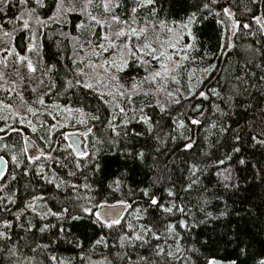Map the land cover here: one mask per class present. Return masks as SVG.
Masks as SVG:
<instances>
[{
    "label": "trees",
    "instance_id": "obj_1",
    "mask_svg": "<svg viewBox=\"0 0 264 264\" xmlns=\"http://www.w3.org/2000/svg\"><path fill=\"white\" fill-rule=\"evenodd\" d=\"M71 3L74 10L53 20L48 19L55 10L53 0H45L31 16L26 9L36 7L34 3L0 4V102L11 105L13 112L10 123L0 119V155L9 160L0 182V232L7 236L0 238V264H207L210 258L257 264L264 258V145L252 137L264 139V0H119L113 14L122 20L135 16L136 27L165 21L181 28L184 51L175 57L180 61L178 83L169 80L166 91L157 93L156 85L144 82L132 92V82L146 75L138 63L119 73L125 96L118 102L101 87L115 69L89 67L90 62L98 65L93 46L81 45L84 0ZM140 3L144 6L137 7ZM193 13L195 20L182 28ZM256 16L262 17L261 24ZM234 21H240L238 29ZM107 31L97 25L93 33ZM97 42L92 34V45ZM184 55L188 58L182 59ZM28 60L35 72L28 70ZM155 67L159 65L153 62L149 71ZM84 83L93 88L85 89ZM164 92H173L180 103H172ZM29 106L34 113L27 111ZM58 106L72 109L77 125H53L52 110ZM141 108L151 118V131L140 119ZM93 115L99 119H91ZM193 118L200 123L192 124ZM69 128L84 134L86 155L72 147L65 132ZM27 138L42 150L39 159H29ZM187 143L193 146L186 149ZM141 151L142 158L137 155ZM143 189L157 205H150ZM119 200L127 207L119 224L109 228L104 220L96 222L101 203ZM81 205L93 211L84 213ZM64 207L69 213L44 215ZM44 225L49 227L41 231ZM141 225L151 227L159 239L142 232ZM133 233L143 239H129ZM157 245L175 258L156 255Z\"/></svg>",
    "mask_w": 264,
    "mask_h": 264
},
{
    "label": "snow or ice",
    "instance_id": "obj_2",
    "mask_svg": "<svg viewBox=\"0 0 264 264\" xmlns=\"http://www.w3.org/2000/svg\"><path fill=\"white\" fill-rule=\"evenodd\" d=\"M9 2L10 0H0V4L4 5L5 7L8 5ZM213 2H215V0H213ZM30 3H34L36 7L26 9L27 14L29 16H31L36 11V8H43L45 6V0H19V4L21 5H28ZM53 3L55 4V10L53 12V15L48 17L49 20L56 19L58 16L64 15L66 11H71V10H74L75 8V5L71 3V0H68V3L71 4V7H66L65 0H53ZM146 3L152 4L154 3V0H146ZM93 5L97 8H102L104 13L109 14L107 19H100L97 16L91 15V13H89V18L91 21H94L96 25H99L102 28L106 27L108 29V31L105 32L102 36L98 33H93V35L97 36V41H98L93 46V55L100 57L103 53H109V56L105 57L103 62L100 65L92 64L91 62L89 64V67L93 69H95L96 67L104 68L105 65H107V68H105L106 72L108 71V69H115V74H110V79L111 81L114 82V86H116V91L115 93L110 91L108 95L113 96L114 99L117 95L125 96V92H122L119 90L120 88L123 87V85L120 84V80L122 77L119 75V73L124 72L125 69L129 67L131 64H137V63L140 64L141 66L144 67V71L146 73V75L142 77L139 82L137 81L132 82V87H131L132 92H135L137 88L140 86V84L144 82H148L154 85H159L156 88L157 93L161 91H166V89L164 88V85L167 83L169 79L178 83L175 73L180 68V61L174 60L173 56L179 55V53L178 52L170 53L167 51V49L169 48L176 49L177 44L179 43V39L173 42L172 36L168 35V34L174 33V28L168 27L165 21H160L159 26L152 25L146 22L144 26L136 27L135 25L137 24V19L135 16H131L126 20H122L120 16L113 14L114 9L119 8L121 6L119 3V0H84L82 10H86L87 8ZM143 6H144L143 3H140L137 5V7H143ZM137 7H133L131 9V12L136 13ZM203 7L208 8L209 5L205 3ZM3 10H4V7H0V11H3ZM222 11L226 16L231 18L232 13L230 12L228 8H223ZM23 14L24 13L22 12L21 15ZM195 16H196L195 13L191 14L188 17V21L182 24L181 27L184 29H188L189 25L195 20ZM253 19L255 20L257 24H261L262 17L256 16V17H253ZM37 23H43V21H40L39 18H37ZM239 25H240V21L233 22L234 28L238 29ZM23 27L25 29L29 27L28 20H24ZM80 27H82V25ZM243 27L249 28L250 25L244 24ZM262 27H264V25H262ZM165 30H166V33H165ZM3 34L5 36L9 35L7 32H4ZM190 34L191 33L189 31V35ZM179 38L182 39L183 37L180 36ZM105 41L107 43H104ZM88 43L91 44L92 41L89 40ZM185 47L190 48L192 47V45H185ZM4 51H6L8 55H13V52L10 49H4ZM16 55L20 61L25 60V57L19 56L18 54ZM187 58H188L187 55H184L182 57V59H187ZM6 59L7 57H5V61ZM153 62L158 64L159 67L153 68L151 71H149V67L153 64ZM27 68L30 72L36 71V68L34 67L31 60H28ZM79 74L81 75L84 74L83 69L79 70ZM41 83H43V81H41ZM77 83H80V81H77ZM83 87L85 89H92L93 84L84 83ZM32 91H35V89L33 88ZM176 93L179 94V89L176 90ZM145 95H147V93H145ZM166 95L172 98L171 100L172 103H175V104L180 103V100L174 96L173 92H166ZM199 95L203 97L205 96V93L200 92ZM101 98H103V94H101ZM127 98L129 100L131 99V97H127ZM21 99L23 98L21 97ZM38 102L42 105L44 103V100L40 98ZM157 106H159L161 112L166 111V106L164 104H161L159 100L157 101ZM6 107L10 108L11 105H6ZM116 107L119 108V112L121 114L126 115L125 108L120 107L118 104L116 105ZM65 110L68 111L69 113L72 112L71 109L66 108ZM27 111L30 113H34L35 110L29 106L27 108ZM77 111H80V110L78 109ZM139 112H140V119L149 126L148 130L151 131L152 130L151 118L147 116L146 114H144L143 108L139 109ZM49 115H51V113H49ZM0 119H2V117H0ZM91 119L98 120L99 116L93 115ZM113 119H115V117H113ZM80 122L83 123V121H80ZM191 123L199 124L200 121L198 119L193 118L191 120ZM109 126L113 127L111 123L109 124ZM178 126L183 127L184 126L183 121H180ZM35 130L36 129L33 127V131ZM89 131H91V129H89ZM113 131H115V127H113ZM262 135H264V133H262ZM235 139L239 140L240 139L239 135H237ZM252 139L253 141L257 143L264 145V139L258 140L255 135L252 137ZM192 146H193L192 143H187L184 145L186 149H190ZM239 150H240L239 148L234 149V151H239ZM78 154L81 156L86 155V153L84 152H80ZM40 155H43L42 150L40 152ZM137 155L142 158L144 153L141 151L137 153ZM39 158H40L39 155L29 157L30 160H37ZM13 159H15V157ZM239 163L244 164L245 161L241 159ZM37 174L39 175V173ZM69 175H74V173H69ZM49 182L51 183V181ZM115 184H116L115 191H119L120 182L116 181ZM59 186H60L59 184L56 185L57 188H59ZM70 187L73 190H75L77 188V185H70ZM83 187L87 188L88 185L85 184L83 185ZM142 192H143V195L149 196L147 189H143ZM169 194L171 195V193ZM149 201H150V205H157V199L154 196H149ZM117 203L121 206H124L126 204L124 200H119L117 201ZM99 206L104 207L107 210L105 212H98L95 214L96 222H101L102 218H104V226H107L109 228H111L113 225L120 223V220H119L120 212L116 211L115 205H107L105 202V203H101ZM27 207L33 208L31 204H28ZM178 210L183 211V209H178ZM33 211H35L34 208H33ZM81 211H83L84 213H88L93 210L88 208L87 206L81 205ZM165 211L171 212L172 208H167L165 209ZM64 213H69V208L64 207L62 209V212H53L51 209H48L47 213H45L44 215L50 214L53 216L60 217ZM208 215L211 216V213H209ZM71 218L78 219L79 217L73 216ZM183 224L184 222L181 221V226H183ZM48 227H49L48 225H44V227L41 228L40 230L44 231ZM129 227L131 228L132 225H129ZM140 228L142 232H145V233L152 232V235L155 236L157 240L159 239V236H157L156 233L153 232L151 227H145L144 225H141ZM167 230L174 231L173 226L168 225ZM61 231H63V229H61ZM0 238L6 239L7 238L6 233L0 232ZM102 239L103 237H101V240ZM121 239H123V237ZM129 239L141 240L143 239V236L133 233V235L129 237ZM101 240H98L97 243H100ZM179 251L180 249L177 248V252ZM191 251L194 252L195 249H192ZM240 252L241 254H243L245 252V249L241 248ZM162 254L167 255L168 257L175 258V254L173 252L171 251L165 252V249L163 247H160L159 245H157L156 255H162ZM53 259H55V257H53ZM140 259L144 260L146 258L140 257ZM207 264H216V261L215 259L210 258L207 260ZM232 264H237V262L232 261ZM257 264H264V258L260 259L257 262Z\"/></svg>",
    "mask_w": 264,
    "mask_h": 264
},
{
    "label": "rangeland",
    "instance_id": "obj_3",
    "mask_svg": "<svg viewBox=\"0 0 264 264\" xmlns=\"http://www.w3.org/2000/svg\"><path fill=\"white\" fill-rule=\"evenodd\" d=\"M89 13H91V15H94V16H97L100 14V17H102L105 13L104 11L101 9V8H97L95 7L94 5L87 8V13H86V22L82 24V27L81 29H83L82 33H81V45L83 47V45H89V46H94L91 44L88 43L89 40L92 41V34L94 32V29L96 28V24L94 21H91L90 18H89ZM172 28H175L174 29V33L173 34H168V35H171L172 36V40L173 42H175L177 39H179V43L177 44V47L176 49H167L168 52H178L179 55H180V51H184V46L182 44V39H180L179 37L181 36V34L183 33L181 31V28H177V27H172ZM179 29V30H178ZM104 34V32H103ZM104 43H107L106 41ZM93 53V52H92ZM179 55H174L173 56V59L175 60V57H179ZM109 56V53H103L100 57H97L94 55V60L95 62L98 63V65H100L104 58L105 57H108ZM106 68V67H105ZM155 68H158V67H155ZM100 73V71L98 72V74ZM170 80V79H169ZM169 80L167 81V83L169 82ZM107 83H103L102 84V89L105 93H109L110 91L115 93L116 91V87L114 86V84L112 83V81L110 79H106ZM166 83V84H167ZM174 84H176V82L174 81ZM107 85V86H106ZM157 87L159 85H156ZM165 86V85H164ZM164 94H166V92H164ZM109 97L111 99H114L113 96L109 95ZM120 97L119 95H117L115 97V101L118 102V100H120ZM70 109L68 107H64V106H58L54 111L52 110L53 112V116H54V124L53 125H57L59 127H66V126H75L77 125V122L73 119V116L75 115V112L72 111L71 113H69L68 111H66L65 109ZM72 110V109H71ZM0 115L1 117H3L7 122L10 123V120L12 119L13 117V112H12V109L11 107H6V104H4L3 102L0 103ZM53 125L51 127H53ZM66 129V128H65ZM66 134L69 135V134H72V133H77V134H80L82 137H84V134L81 133L80 130L78 129H67L66 131ZM31 140V138H30ZM33 143H34V147L32 149H28L27 148V141L25 142V145H24V148L25 150L27 151V153L29 154L30 157H33V156H37L39 155L40 156V152H41V149L37 146V144L35 143L34 140H32ZM84 146H85V143H84ZM73 147V146H72ZM14 156H17L16 154ZM37 209H40V207L38 206ZM60 262V261H59Z\"/></svg>",
    "mask_w": 264,
    "mask_h": 264
},
{
    "label": "water",
    "instance_id": "obj_4",
    "mask_svg": "<svg viewBox=\"0 0 264 264\" xmlns=\"http://www.w3.org/2000/svg\"><path fill=\"white\" fill-rule=\"evenodd\" d=\"M69 142L71 143V145L73 146V148L76 150L77 153L80 152H84L85 153V149H84V138L77 133H72L69 134L67 136ZM27 148L30 150L34 147V143L33 141H31L30 139L27 138ZM8 169H9V160L7 159L6 156L4 155H0V182L4 179V177L7 175L8 173ZM126 205L121 206L119 204H115V209L116 211L120 212L119 215V220L122 219V217L125 214L126 211ZM122 209V210H121ZM107 209L104 207H99L98 210L96 211V213L98 212H105ZM102 220H104V218H102ZM231 261H222V260H216V264H231Z\"/></svg>",
    "mask_w": 264,
    "mask_h": 264
}]
</instances>
